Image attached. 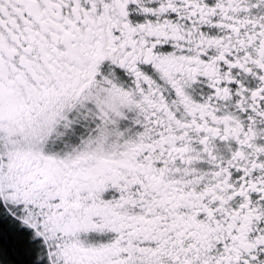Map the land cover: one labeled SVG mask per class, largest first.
I'll list each match as a JSON object with an SVG mask.
<instances>
[{
  "label": "snow or ice",
  "instance_id": "1",
  "mask_svg": "<svg viewBox=\"0 0 264 264\" xmlns=\"http://www.w3.org/2000/svg\"><path fill=\"white\" fill-rule=\"evenodd\" d=\"M0 264H264V0H0Z\"/></svg>",
  "mask_w": 264,
  "mask_h": 264
}]
</instances>
